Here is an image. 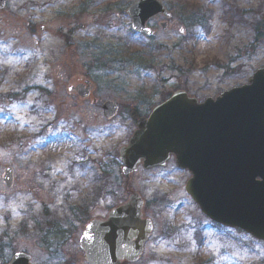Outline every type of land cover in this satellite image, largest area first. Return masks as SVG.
Wrapping results in <instances>:
<instances>
[{
  "label": "rangeland",
  "instance_id": "1",
  "mask_svg": "<svg viewBox=\"0 0 264 264\" xmlns=\"http://www.w3.org/2000/svg\"><path fill=\"white\" fill-rule=\"evenodd\" d=\"M134 1L8 0L0 10V264L16 252L32 264H85L78 240L86 214L104 217L124 202L126 183L146 203L168 197L147 211L155 231L137 264H264V244L214 228L185 195L188 176L172 165L127 182L120 166L110 168L134 130L128 110L148 115L176 90L204 101L264 67V39L253 40L264 0H158L175 16L166 30L162 18L151 21L152 38L130 34L125 11ZM180 5L199 12L206 29L182 23ZM85 81L89 98L68 94ZM106 101L119 106L112 120L101 114ZM105 166L107 190L73 219ZM47 224L51 234L65 225L68 232L47 238ZM168 230L175 235L166 239Z\"/></svg>",
  "mask_w": 264,
  "mask_h": 264
},
{
  "label": "water",
  "instance_id": "2",
  "mask_svg": "<svg viewBox=\"0 0 264 264\" xmlns=\"http://www.w3.org/2000/svg\"><path fill=\"white\" fill-rule=\"evenodd\" d=\"M6 1L0 0V8ZM127 14L131 29L147 37L153 35L146 27L149 20L158 15L170 18L157 0H137ZM90 90L85 82L68 92L85 99ZM101 111L105 119H111L118 107L107 101ZM118 154L126 178L140 165L145 170L164 167L172 156L179 169L190 173L185 192L202 215L264 242V67L247 85L204 103L182 91L173 93L136 122ZM3 182L12 187L11 168L6 169ZM142 208L141 198L132 193L106 220L89 222L79 241L86 264L137 262L152 231ZM9 264H30V257L16 253Z\"/></svg>",
  "mask_w": 264,
  "mask_h": 264
},
{
  "label": "trees",
  "instance_id": "3",
  "mask_svg": "<svg viewBox=\"0 0 264 264\" xmlns=\"http://www.w3.org/2000/svg\"><path fill=\"white\" fill-rule=\"evenodd\" d=\"M197 6L195 5V8H196ZM187 24H190V25H193V26H201L202 24H201V22H202V18L199 16V12H193V13H190L189 14V16L187 17ZM257 30H256V32H255V36H254V41L255 42H258L259 40L261 41L262 39H264V28L262 27V25H261V23L260 22H258L257 23V28H256ZM130 114H131V117H132V119H134V120H136L137 118H138V114H137V112L135 111V110H132V111H130ZM118 164V162L117 161H115V160H113L112 162H111V166H110V168L114 165V164ZM108 166H105V168L104 169H102V173H103V176H104V179H103V183H104V189H106V184H107V180H108V176H109V169H110ZM96 181H100V180H96ZM93 195H97V190L93 193ZM86 207H85V209H81V210H88V209H90V207H91V205H92V202H88V203H86L85 204V202H82ZM78 207H80V205H77V207H75V208H73L72 209V213H73V215H74V217H78V215L76 214V212L77 211H80V208H78ZM48 225V224H47ZM50 228H51V225H48ZM58 230V229H57ZM57 230H56V228L55 227H53V231H54V233L53 234H50L51 233V231L50 230H45V234H49V236H47V238H50V235L51 236H53L54 234L55 235H59V234H61V231L59 230V232H57ZM36 231V230H35ZM41 232V231H40ZM57 236H54V237H57ZM1 246H0V253H1Z\"/></svg>",
  "mask_w": 264,
  "mask_h": 264
},
{
  "label": "flooded vegetation",
  "instance_id": "4",
  "mask_svg": "<svg viewBox=\"0 0 264 264\" xmlns=\"http://www.w3.org/2000/svg\"><path fill=\"white\" fill-rule=\"evenodd\" d=\"M150 27H151V26H150ZM151 28H152V27H151ZM169 165H172L173 168L176 169L173 160H170V161H169L167 167H168ZM167 167H166V168H167ZM166 168H163V169H153V170H150V171H147V172H156V171H158V170H165ZM176 170H177V169H176ZM147 172H146V173H147ZM177 172H178V171H177ZM183 173H184V174H187L186 172H183ZM124 190H125V193H127V192H128V187L125 186V187H124ZM98 193H99V194L102 193V187H101V186H99V188H98ZM101 197H102V195H101L98 199L100 200ZM167 199H168L167 194H165V195L162 196V198L157 199L156 201H155V200L152 201L151 206H153V205H157V204H161V203H165V202H167ZM108 210H109V209H108ZM148 210H149V209L146 208V205H145V207H144V214L147 215V211H148ZM106 214H107V213H106ZM100 218H104V217H100ZM67 231H68V229H67ZM65 264H70V263H69V262H66Z\"/></svg>",
  "mask_w": 264,
  "mask_h": 264
}]
</instances>
